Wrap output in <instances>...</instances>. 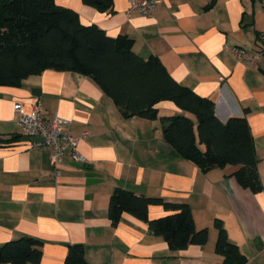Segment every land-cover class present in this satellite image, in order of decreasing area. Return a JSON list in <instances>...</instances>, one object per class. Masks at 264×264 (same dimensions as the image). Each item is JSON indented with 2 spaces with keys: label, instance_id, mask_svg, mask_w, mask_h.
Returning <instances> with one entry per match:
<instances>
[{
  "label": "crops",
  "instance_id": "1",
  "mask_svg": "<svg viewBox=\"0 0 264 264\" xmlns=\"http://www.w3.org/2000/svg\"><path fill=\"white\" fill-rule=\"evenodd\" d=\"M74 11L84 26L109 37L125 35L143 60L157 57L181 86L214 103L225 122L245 116L254 143L259 192L241 187L236 167L202 173L163 138L160 118L183 114L168 101L156 105L153 121L124 119L113 102L86 76L46 70L20 87H0V246L20 237L42 243L39 264H64L70 245H81L89 264H215L220 220L228 241L245 264H264V13L260 0H157L151 16L112 0L98 12L81 0H54ZM240 47L259 53L255 65L237 61ZM40 102L46 117L67 121L62 131L79 138L74 161L66 149L54 165L48 149L31 147L16 123L14 105L31 111ZM89 135L84 137V133ZM189 205L195 228L208 230L204 245L171 251L147 223L123 214L113 226L108 205L116 189ZM150 206V220L171 214ZM1 264V263H0Z\"/></svg>",
  "mask_w": 264,
  "mask_h": 264
},
{
  "label": "trees",
  "instance_id": "2",
  "mask_svg": "<svg viewBox=\"0 0 264 264\" xmlns=\"http://www.w3.org/2000/svg\"><path fill=\"white\" fill-rule=\"evenodd\" d=\"M98 12H111L112 0H81ZM46 70L86 76L102 90L124 119L158 118L156 105L173 103L183 114L160 118L163 138L176 153L200 172L232 166V176L243 188L259 192L253 138L245 116L225 122L214 115V103L178 84L160 60H147L133 51L125 35L109 37L95 25L84 26L78 15L58 7L54 0H0V87H20L29 76ZM23 138L14 135L9 141ZM161 206L172 212L150 220L148 208ZM128 214L147 223L155 236L162 237L171 251L190 245L202 246L206 228L196 230L186 203L136 196L116 188L109 199L108 217L113 226ZM214 252L223 260L215 264H245L236 245L230 243L220 220ZM42 243L20 237L0 246L1 264H39ZM64 264H89L81 245H70Z\"/></svg>",
  "mask_w": 264,
  "mask_h": 264
},
{
  "label": "built area",
  "instance_id": "3",
  "mask_svg": "<svg viewBox=\"0 0 264 264\" xmlns=\"http://www.w3.org/2000/svg\"><path fill=\"white\" fill-rule=\"evenodd\" d=\"M128 4L129 10L137 12L144 17L151 16L154 12L157 0H125ZM262 10L264 13V0H260ZM264 50V36L262 38ZM230 51L237 61H241L246 65H255L259 57V53H250L240 47H232ZM14 111L17 114L16 123L20 129L21 135L24 138L40 137L43 142L34 141L29 142L31 147L48 149L50 159L54 165L55 175H59L60 171L58 165L61 163V158L66 149L70 150V157L74 161L84 162L85 159L78 153L77 145L79 138L70 137L62 131L67 121L54 116L46 117L43 107L40 102H35L30 112L26 113L22 109V105L16 103ZM89 135L88 132L84 133V137Z\"/></svg>",
  "mask_w": 264,
  "mask_h": 264
},
{
  "label": "water",
  "instance_id": "4",
  "mask_svg": "<svg viewBox=\"0 0 264 264\" xmlns=\"http://www.w3.org/2000/svg\"><path fill=\"white\" fill-rule=\"evenodd\" d=\"M24 141H26V142H34V141H40V142H43V139L42 138H40V137H36V138H24L23 139Z\"/></svg>",
  "mask_w": 264,
  "mask_h": 264
}]
</instances>
